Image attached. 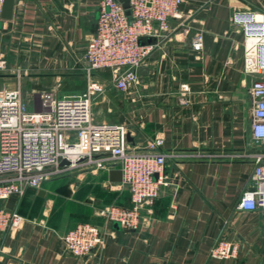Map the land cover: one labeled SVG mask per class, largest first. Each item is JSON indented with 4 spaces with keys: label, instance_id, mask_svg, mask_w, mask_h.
<instances>
[{
    "label": "crops",
    "instance_id": "obj_1",
    "mask_svg": "<svg viewBox=\"0 0 264 264\" xmlns=\"http://www.w3.org/2000/svg\"><path fill=\"white\" fill-rule=\"evenodd\" d=\"M0 95L20 87L29 108L36 94H81L99 83L93 118L123 124L128 145L144 151L163 141L164 174L170 184L141 211L140 226L106 222L107 205L130 207V191L112 179L118 168L70 171L38 188H27L4 205L23 217L17 231H0V264H264V208L242 210L238 200L252 184L254 163L229 154L257 152L251 128V85L261 74L244 71L247 34L235 13L264 17V0H184L186 20L144 40L154 49L138 68L139 82L117 89L110 70L87 73L85 51L95 33L100 0H16L11 21L1 17ZM122 1V0H119ZM184 21V25H182ZM204 35L196 52V31ZM182 82L192 88L191 104L178 101ZM198 154L199 156H194ZM102 228L105 247L76 256L62 236L77 224ZM237 242L236 258L210 255L220 239Z\"/></svg>",
    "mask_w": 264,
    "mask_h": 264
},
{
    "label": "built area",
    "instance_id": "obj_2",
    "mask_svg": "<svg viewBox=\"0 0 264 264\" xmlns=\"http://www.w3.org/2000/svg\"><path fill=\"white\" fill-rule=\"evenodd\" d=\"M184 0H129L125 8L119 0H100L97 28L88 40L85 59L87 73L108 69L114 85L121 91L139 82L138 68L154 49L144 40L161 37L171 30L170 20H186L180 5ZM2 5V2H1ZM243 23L247 38L244 71L261 74L251 85V128L257 152L229 154L254 163L252 184L238 200L242 210L264 208V17L235 13ZM184 25V21L182 23ZM204 35L196 31L192 48L203 49ZM7 60L0 57V72ZM103 90L94 81L81 94L55 96L52 91L36 94L39 105L31 109L20 87L0 95V231H17L25 217L8 209L4 202L21 196L27 188H38L66 169L81 166L118 168L122 183L129 188L131 206L107 205L99 210L106 222L137 229L141 211L170 184L164 174L168 154L161 151L163 141L148 142L138 152L128 145V129L123 124H100L93 118V99ZM192 88L182 82L178 90L181 105L191 104ZM194 156H199L194 154ZM69 164L61 166L62 160ZM64 247L76 256L89 255L105 247V235L96 224L82 222L62 236ZM237 242L220 238L210 255L219 259L236 258Z\"/></svg>",
    "mask_w": 264,
    "mask_h": 264
},
{
    "label": "water",
    "instance_id": "obj_3",
    "mask_svg": "<svg viewBox=\"0 0 264 264\" xmlns=\"http://www.w3.org/2000/svg\"><path fill=\"white\" fill-rule=\"evenodd\" d=\"M15 1L16 0H3L2 1V7H1V17L4 20H9L13 18L14 14V7H15ZM125 8L129 7V0H122L121 1ZM129 138V135L127 136ZM69 164V161L64 159L61 162V166ZM112 179L114 181H121L122 180V172L121 170H112L111 171ZM116 226H121L118 222L114 223Z\"/></svg>",
    "mask_w": 264,
    "mask_h": 264
},
{
    "label": "rangeland",
    "instance_id": "obj_4",
    "mask_svg": "<svg viewBox=\"0 0 264 264\" xmlns=\"http://www.w3.org/2000/svg\"><path fill=\"white\" fill-rule=\"evenodd\" d=\"M32 93H30V92H28V93H26L25 95H24V100L26 101V100H28L29 98H30V95H31ZM96 97V96H95ZM94 97V99H93V105H94V100L96 99ZM36 101H37V105H39V102H40V100H39V97L37 96L36 97ZM81 168V167H80ZM82 168H87V167H82ZM88 168H92V167H88ZM94 168V167H93ZM73 169H66L64 172H61L60 174H58V175H55V176H53L51 179H49V180H47V182H52V181H55V180H58V179H60V178H63V176H66L70 171H72Z\"/></svg>",
    "mask_w": 264,
    "mask_h": 264
},
{
    "label": "bare ground",
    "instance_id": "obj_5",
    "mask_svg": "<svg viewBox=\"0 0 264 264\" xmlns=\"http://www.w3.org/2000/svg\"><path fill=\"white\" fill-rule=\"evenodd\" d=\"M258 18H261V17H258ZM37 100V99H36ZM39 100H40V98H39ZM36 105H37V101H36ZM38 106V105H37Z\"/></svg>",
    "mask_w": 264,
    "mask_h": 264
}]
</instances>
